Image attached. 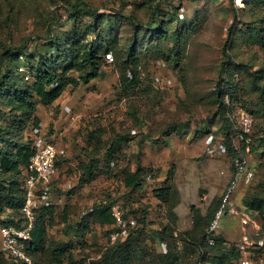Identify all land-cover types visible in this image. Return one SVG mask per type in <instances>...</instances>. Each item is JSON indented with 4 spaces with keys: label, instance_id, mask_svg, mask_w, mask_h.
Here are the masks:
<instances>
[{
    "label": "rangeland",
    "instance_id": "374dc122",
    "mask_svg": "<svg viewBox=\"0 0 264 264\" xmlns=\"http://www.w3.org/2000/svg\"><path fill=\"white\" fill-rule=\"evenodd\" d=\"M6 1L10 3L12 0H0V38L26 43L27 52L33 51L35 44L43 45L42 40H37L34 34L43 35L52 16L58 18L68 6L64 0H19V11L14 8L16 24L6 27L3 26L9 11ZM87 1L102 13L118 11L122 6L121 0ZM180 1L175 4L180 7L177 8L178 19L183 20L186 14L192 17L194 10L199 8L198 26L187 38L178 68L173 69L164 59L151 57L140 67L141 86L149 88L148 94H142L139 99L119 96L117 66L115 61L109 62L103 67L100 77L88 84L78 82L69 85L64 90L66 93L62 100L72 103L74 108L82 104L89 109H82L83 113L75 109L77 117L74 121L68 125L60 124L58 130H54L50 122L47 125L43 122L41 126H29L25 130L29 138L37 133H44L47 137L57 133L54 143L59 153V174L54 182L58 188L56 181L59 179L61 184L70 188V193L56 197L58 191H54V207L47 220L48 241L45 245L49 242L71 245L70 255L75 264H93L111 246L107 242L109 226L101 227L91 218L98 205L110 208L116 204L144 207L146 216L139 220L137 227L143 229L138 246L155 255H165L169 251L168 244L154 241L152 234L167 225L169 219L164 205L154 197L153 191L171 178L178 197V205L174 209L177 220L173 228L174 234L179 235L192 228L193 209H199L202 215H206L217 200L218 207L230 184L235 164L241 158L256 172L248 184L242 181L237 185L232 199L239 214L244 212L258 220L256 213L244 209L242 199L248 191L262 189L263 150L253 153L243 151L234 157L229 156L226 149L224 157L215 158L205 154L202 140L209 132L226 140V131L217 115L218 105L214 103V91L221 63L226 59L224 48L228 44V32L231 27L234 31L245 27L253 17H258L254 20L259 26V17H264V6L253 8L250 12L245 10L248 0H242L241 4L238 0ZM147 6L149 3L143 7ZM124 8L129 11L133 6L127 4ZM145 10H137L136 13L142 20L147 18ZM120 32L122 36L125 34L124 31ZM232 52L236 60L254 62L256 65L264 62V47L239 45ZM21 67L25 72L26 67L23 64ZM68 77L78 81V75L73 71L69 72ZM59 107L60 104L49 106L55 116L53 121L58 119ZM131 111H134L135 119ZM255 121L257 131V124L262 120ZM174 122L181 125L175 132L163 135V129ZM96 131H101L98 140L91 138ZM117 135H125L128 141L120 145L111 157H106L104 154ZM144 145L149 149L145 151ZM138 162L144 169L142 188L131 193L124 187L121 171L135 170ZM81 166L91 167L92 170L85 172ZM220 224L225 231L219 229L212 238L222 237L226 241L225 246H235L242 235L239 216L224 215ZM175 246L176 251L181 252L183 263L192 264L196 255L182 252V241ZM64 261L66 264L69 262L68 259Z\"/></svg>",
    "mask_w": 264,
    "mask_h": 264
},
{
    "label": "trees",
    "instance_id": "16d2710c",
    "mask_svg": "<svg viewBox=\"0 0 264 264\" xmlns=\"http://www.w3.org/2000/svg\"><path fill=\"white\" fill-rule=\"evenodd\" d=\"M18 1H6L9 11L3 26L16 24L14 8L19 11ZM64 1L68 6L58 18L52 16L44 34H34L37 40L43 42V45H34L37 49L34 47L33 51L27 52L26 43L19 44L11 39L0 38V226L16 223V219L20 217L19 210L24 201L25 169L34 154L33 138H29L25 130L39 123L36 116L38 107L51 106L69 85H76L78 82L88 84L100 77L103 67L107 66L105 55L108 53L117 66L119 96L138 98L144 93L148 94L149 88L141 86L140 67L151 57L164 59L173 69L178 68L187 38L199 23V8L194 10L192 17L186 14L183 20L178 19L177 8L180 7L175 4L181 3L180 0H142L141 3L136 0H121L120 10L103 13L87 0ZM247 2L245 10L250 12L253 8L264 6V0ZM146 3L149 6L143 7ZM127 4L133 6L129 11L124 8ZM139 9L147 10L146 19L138 17L136 13ZM41 13L44 14L43 11ZM259 18V26L257 20H254L258 17H253L243 28L235 31L230 28L228 44L224 48L226 59L221 63L214 91V103L218 105L217 115L226 131L224 134L228 154L234 157L245 149L242 146L237 151L230 143L231 125L227 117L228 107L224 103L226 95L235 106L249 112L254 119L249 152L263 150L264 154V62L256 65L254 62L236 60L232 52L239 45L264 47V17ZM120 31L125 34L122 36ZM21 64L26 67L25 72ZM71 71L78 75L77 82L68 77ZM130 114L135 119L134 111ZM257 119L262 122L257 124L259 129L256 131ZM180 125L179 122L170 123L162 134L169 135ZM100 132L96 131L91 138L98 140ZM127 141L128 137L125 135H117L104 155L111 157ZM81 169L85 172L92 170L88 166H81ZM121 173L124 187L131 193L142 188L144 169L139 162L135 170L123 169ZM170 181L171 178L166 179L153 191L154 197L164 205L169 220L161 230L157 229L152 234L154 241L166 242L169 251L165 255H155L141 250L138 244L142 240L143 229L137 227L139 220L146 216L144 207H124L122 204L128 213L136 217L137 226L130 231L125 241L108 246L101 258L93 264H189L183 263L181 252L176 251L175 245L179 241L183 244L182 252L196 255L192 264H234L239 255L235 246H225L226 241L218 236L213 239L211 246L207 241L206 228L217 209L218 200L206 215H202L199 209H193L192 228L179 235L174 234L173 226L177 220L174 209L178 205V197ZM260 187L262 189L259 191H248L242 204L244 209L257 214V223L264 233V183ZM53 207L51 205L44 208L37 215L26 252L33 264H66L64 259L69 260L68 264H75L70 255L71 245L50 242L45 245L48 241L47 220ZM91 218L100 226L113 225L109 206H95ZM110 231L111 229L108 234ZM143 257L147 259L143 261ZM0 264L21 263L0 253Z\"/></svg>",
    "mask_w": 264,
    "mask_h": 264
},
{
    "label": "built area",
    "instance_id": "2783aa9c",
    "mask_svg": "<svg viewBox=\"0 0 264 264\" xmlns=\"http://www.w3.org/2000/svg\"><path fill=\"white\" fill-rule=\"evenodd\" d=\"M105 60L107 63L113 62L112 55L106 54ZM224 103L228 107L227 117L231 125L230 143L235 150L240 151L241 145L244 146V151L249 153L254 119L249 112L237 108L228 95L224 97ZM63 110L70 115L68 107H64ZM33 147L34 154L25 169L24 201L19 210L20 217L16 219V223L0 226V253L21 264H33L26 252L27 243L35 228L37 215L42 209L52 205L54 191L57 189L54 181L58 174L59 153L54 141L44 133H37L33 137ZM226 149V142L222 138H217L211 132L204 136V152L207 156L224 157ZM254 172L255 168L248 166L244 158L235 164L230 184L206 228L207 241L212 244V237L219 229L221 218L224 215L239 216L242 235L235 245L239 255L234 264H264V233L255 219L244 212L239 214L232 199L237 185L242 181L248 184ZM111 213L113 225L107 237L109 245L125 241L130 231L137 226L136 217L128 213L122 204L111 207Z\"/></svg>",
    "mask_w": 264,
    "mask_h": 264
},
{
    "label": "crops",
    "instance_id": "0c3cea01",
    "mask_svg": "<svg viewBox=\"0 0 264 264\" xmlns=\"http://www.w3.org/2000/svg\"><path fill=\"white\" fill-rule=\"evenodd\" d=\"M63 93L64 94H62L51 105L52 107H56V106H58L60 104V107H59V116H58V119L56 121H53L55 116L53 115V111H50L52 108L49 109V106L48 107H43V106L38 107V109L36 111V116L39 119V123L38 124L40 126L42 125L43 122L45 123V125L52 123L54 125V128L53 129L54 130H58L59 129L58 127H59L60 124L68 125L72 121H74L75 117H77V115L74 114L75 109H77L79 111V113H83L82 109H84V110L85 109L86 110L89 109V108H86L85 105L83 106L82 104H80V106L74 108V105L72 103L70 104L68 101L62 100V97H63V95H65L66 92L64 91ZM64 107H68L70 109V115L69 116L63 110ZM56 135H57V133H55V134H53L51 136V139L54 142H55V137H57ZM202 143L204 144V139L202 140ZM147 149H149V147L147 145H144V150L146 151ZM58 174H57V176H58ZM56 183L58 185V188H57L58 193H57L56 197L58 195H59L58 197L65 196V195H68L70 193V188L67 185H65V184L64 185L61 184L59 182V179H57ZM52 205L54 206L53 203H52ZM101 227H107V225H104V226H101ZM109 229H111V226H109ZM219 229L225 231V229H224V227H223L222 224H220Z\"/></svg>",
    "mask_w": 264,
    "mask_h": 264
},
{
    "label": "bare ground",
    "instance_id": "6f19581e",
    "mask_svg": "<svg viewBox=\"0 0 264 264\" xmlns=\"http://www.w3.org/2000/svg\"><path fill=\"white\" fill-rule=\"evenodd\" d=\"M242 0H238V3L241 4Z\"/></svg>",
    "mask_w": 264,
    "mask_h": 264
}]
</instances>
